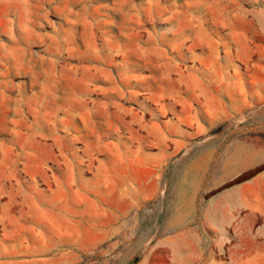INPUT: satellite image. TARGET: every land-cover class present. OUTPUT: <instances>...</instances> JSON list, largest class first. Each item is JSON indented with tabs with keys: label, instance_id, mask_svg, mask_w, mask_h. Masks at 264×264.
Wrapping results in <instances>:
<instances>
[{
	"label": "rangeland",
	"instance_id": "374dc122",
	"mask_svg": "<svg viewBox=\"0 0 264 264\" xmlns=\"http://www.w3.org/2000/svg\"><path fill=\"white\" fill-rule=\"evenodd\" d=\"M0 264H264V0H0Z\"/></svg>",
	"mask_w": 264,
	"mask_h": 264
}]
</instances>
